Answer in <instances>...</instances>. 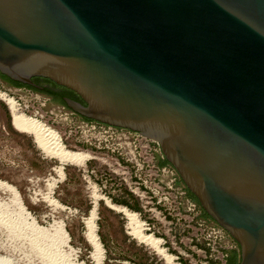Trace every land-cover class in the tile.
I'll use <instances>...</instances> for the list:
<instances>
[{
	"label": "water",
	"instance_id": "95a60500",
	"mask_svg": "<svg viewBox=\"0 0 264 264\" xmlns=\"http://www.w3.org/2000/svg\"><path fill=\"white\" fill-rule=\"evenodd\" d=\"M0 74L156 142L237 264H264V0H0Z\"/></svg>",
	"mask_w": 264,
	"mask_h": 264
},
{
	"label": "rangeland",
	"instance_id": "374dc122",
	"mask_svg": "<svg viewBox=\"0 0 264 264\" xmlns=\"http://www.w3.org/2000/svg\"><path fill=\"white\" fill-rule=\"evenodd\" d=\"M0 92L5 96H0V182L15 192L13 197L0 190V212L14 223L7 228L0 222V258L7 263L47 264L33 243L35 231L29 227L33 221L49 231L43 243L56 241L70 263L92 264L84 219L94 202L95 232L103 248L101 264H139L145 251L155 256L147 260L149 264H223L230 251L238 260L235 241L212 220L201 218L197 203L181 193L184 186L176 172L172 173L174 184L170 174L157 168L156 155L139 137L120 139L84 130L78 122L81 117L69 109L54 108L26 86L0 81ZM9 98L19 112L54 131L64 150L88 157L78 164L60 163L45 155L31 135L12 127ZM112 205L134 212L141 232L157 239L170 261L134 237L125 216ZM60 226L65 238L54 233L53 227Z\"/></svg>",
	"mask_w": 264,
	"mask_h": 264
},
{
	"label": "bare ground",
	"instance_id": "6f19581e",
	"mask_svg": "<svg viewBox=\"0 0 264 264\" xmlns=\"http://www.w3.org/2000/svg\"><path fill=\"white\" fill-rule=\"evenodd\" d=\"M0 96L3 98L5 97L2 94V92H0ZM6 101L9 104V107L11 110L12 127L19 132H23V133H27L31 135L36 145L42 150V152L45 155L56 158L60 163L69 162V163H78V164H82L84 160L88 157L84 153H76V152H70V151L64 150L54 131L46 128L37 119L26 116L25 114L19 112L17 108L15 107L14 102L10 100V98L6 99ZM58 171H59V174L61 175L62 174L61 167L59 168ZM0 190L6 193H10L13 195V197H15V192L13 191V189L3 182H0ZM96 206H97L96 202H94L93 207L88 214V217L84 219V224H85L84 236L87 242L91 246L90 259L92 261V264H101L103 248H101L100 242L95 232L96 231V225H95ZM112 207L120 211L125 216V218L128 221L130 232L134 235V237H136L139 241H142L144 243H149L159 253L163 254L166 261L168 262L170 261V256L164 254L161 248L158 247L159 241L157 239H154L152 236L146 235L141 232V222L138 220L134 212H131L122 206L112 205ZM18 210H21V209H18ZM9 218L11 217L6 212H0V222L4 224L7 228L12 227L11 224H14L12 223V219H9ZM29 227L30 229L35 231L34 232L35 235L33 237V243H34L35 248H37L36 249L37 253L40 255V257L44 258L47 264H72L69 262V260H67L68 258L63 254L61 249L58 248L57 243H55L56 241L54 242L51 239L52 241L50 240L48 241V243L46 242L43 243L42 239L43 238L45 239L46 237L48 238V236H46V232H49L48 229L37 227L33 221L32 223L29 224ZM53 230H54V233L59 236V238H65V233L61 226L59 228L53 227ZM0 264H9V263H7L5 260L0 258Z\"/></svg>",
	"mask_w": 264,
	"mask_h": 264
},
{
	"label": "built area",
	"instance_id": "2783aa9c",
	"mask_svg": "<svg viewBox=\"0 0 264 264\" xmlns=\"http://www.w3.org/2000/svg\"><path fill=\"white\" fill-rule=\"evenodd\" d=\"M70 113H73L72 111H70ZM79 126L84 129V130H92V131H97L99 133H105L107 135H109L110 137H117V138H125V137H139L140 140L144 141V146L147 148V150H149L158 160H161V159H164L163 158V155L160 151V148H159V145L152 141V140H149L147 138H144L142 136H140L137 132L135 131H131L129 129H126V128H121V127H115V126H111V125H107V124H104V123H101V122H98V121H95V120H91V119H80L79 121ZM156 162V165H157V168H159V170L161 172H167L166 174H170L171 175V179L170 180H174V184H177V180L175 181V177L172 176V173L174 174V169L172 168V166L168 165V164H165V165H162V166H159ZM176 175V174H175ZM178 176V175H177ZM184 186V185H183ZM185 189L182 190L181 193H184L185 196H186V193H185ZM221 228V227H220ZM222 229V228H221ZM226 232V231H225Z\"/></svg>",
	"mask_w": 264,
	"mask_h": 264
},
{
	"label": "flooded vegetation",
	"instance_id": "af4514ba",
	"mask_svg": "<svg viewBox=\"0 0 264 264\" xmlns=\"http://www.w3.org/2000/svg\"><path fill=\"white\" fill-rule=\"evenodd\" d=\"M30 80H31V83L39 86L40 88L32 84H30V86L33 87V89L36 92L43 95L45 99L48 101V103L51 104L54 108L68 109L64 106L63 104L64 99L62 97L70 98V99L81 102L78 96L73 91L63 86L57 85L53 83L52 81L48 80L47 78L35 76V77H32ZM0 81L7 85H14L12 84L14 81H11V80L0 78ZM19 87H22V86H19ZM46 88L50 92H45L44 90ZM237 262L238 261L236 259V254L234 253V251H230L228 254H226L223 264H235V263L237 264Z\"/></svg>",
	"mask_w": 264,
	"mask_h": 264
},
{
	"label": "trees",
	"instance_id": "16d2710c",
	"mask_svg": "<svg viewBox=\"0 0 264 264\" xmlns=\"http://www.w3.org/2000/svg\"><path fill=\"white\" fill-rule=\"evenodd\" d=\"M0 78H3V79H7V80H10L8 79L6 76L0 74ZM12 81V80H11ZM12 84H14V86H26L28 88H31L33 89V87H31L30 85H26V84H21V83H18V82H13ZM34 90V89H33ZM45 92H50L47 88L44 90ZM64 106L66 107L65 103H63ZM67 108V107H66ZM76 114V113H75ZM79 116V115H78ZM81 117V119H86L88 120V118H85V117H82V116H79ZM157 164L159 166H162V165H165V164H168L164 159H161L157 162ZM169 165V164H168ZM179 181H181L179 178H178ZM185 191H186V196L189 197L190 199H192L194 202L197 203V205L199 206L197 200L195 199V197L184 187ZM200 207V206H199ZM136 208V207H134ZM201 209V207H200ZM201 218L202 219H208V220H212L202 209H201V214H200ZM86 249H88L89 247L87 245H85ZM155 256L153 254H148L146 251H145V258L144 259H140L138 261L139 264H149V262H147L148 259H150L149 261H152L154 260ZM238 261V260H237ZM236 264V263H235Z\"/></svg>",
	"mask_w": 264,
	"mask_h": 264
}]
</instances>
